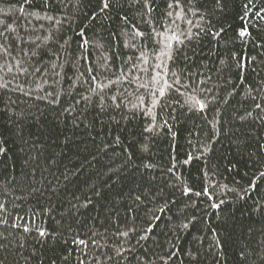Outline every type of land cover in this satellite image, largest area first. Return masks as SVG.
<instances>
[{
	"label": "trees",
	"instance_id": "1",
	"mask_svg": "<svg viewBox=\"0 0 264 264\" xmlns=\"http://www.w3.org/2000/svg\"><path fill=\"white\" fill-rule=\"evenodd\" d=\"M0 264H264V0H0Z\"/></svg>",
	"mask_w": 264,
	"mask_h": 264
},
{
	"label": "snow or ice",
	"instance_id": "2",
	"mask_svg": "<svg viewBox=\"0 0 264 264\" xmlns=\"http://www.w3.org/2000/svg\"><path fill=\"white\" fill-rule=\"evenodd\" d=\"M104 6L107 7V6H108L107 3H105ZM241 35H244V33L242 32ZM257 106L259 107V105H257ZM203 107H204V105L201 104V108H203ZM40 235H41V236H44V235H45V232H44V231H40ZM80 243L83 244L84 241L81 240Z\"/></svg>",
	"mask_w": 264,
	"mask_h": 264
}]
</instances>
